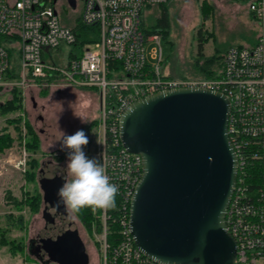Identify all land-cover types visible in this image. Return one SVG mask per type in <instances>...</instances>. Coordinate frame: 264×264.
Segmentation results:
<instances>
[{
    "label": "built area",
    "instance_id": "2783aa9c",
    "mask_svg": "<svg viewBox=\"0 0 264 264\" xmlns=\"http://www.w3.org/2000/svg\"><path fill=\"white\" fill-rule=\"evenodd\" d=\"M171 1L82 0L80 24L97 26L98 33L89 35L97 40L81 44L72 26L60 21L59 0H0V87L64 83L97 91L99 162L119 189L114 215L108 209L96 210L101 264H163L142 252L131 232V203L143 175V159L121 140L124 110L145 96L174 88L224 93L231 102L229 136L239 166L226 213L237 242L234 264H264V0L250 5L261 26L255 46L229 47L217 75L199 79L165 75L163 36L147 34L141 26L145 7ZM62 43L74 46L64 62L53 57ZM258 173L260 182L254 187L249 179Z\"/></svg>",
    "mask_w": 264,
    "mask_h": 264
},
{
    "label": "water",
    "instance_id": "95a60500",
    "mask_svg": "<svg viewBox=\"0 0 264 264\" xmlns=\"http://www.w3.org/2000/svg\"><path fill=\"white\" fill-rule=\"evenodd\" d=\"M230 111L220 91L180 87L136 100L121 115L123 145L143 159L131 232L138 248L160 263L234 264L237 242L226 213L239 166L229 136ZM41 171L40 241L56 262L74 264L67 249L72 218L62 204L56 206L66 177L51 163Z\"/></svg>",
    "mask_w": 264,
    "mask_h": 264
},
{
    "label": "rangeland",
    "instance_id": "374dc122",
    "mask_svg": "<svg viewBox=\"0 0 264 264\" xmlns=\"http://www.w3.org/2000/svg\"><path fill=\"white\" fill-rule=\"evenodd\" d=\"M202 1L173 0L166 5L170 23L167 37L162 38L166 59L162 64V71L169 77L201 78L202 75L193 66L198 57L200 29L210 36L204 44L205 57L212 56L216 52L224 54L231 46L251 47L257 43L261 26L250 8L253 0H207L212 5V11L207 16L202 13ZM75 2L77 7L74 9L65 0H59L57 11L61 23L69 26L80 24L82 0ZM162 9V6L145 7L142 12V28H152L160 17ZM73 48V45L62 43L61 52L53 51L54 59L66 61ZM47 56L46 58L49 59ZM12 88H3L1 99L11 97L9 93ZM42 88L44 87L35 85L22 88V108L7 116H0V134L5 132L4 128H7L14 139L11 147L0 152V237L25 246L22 252H13L10 244L0 243V264H56L42 263L34 252L29 251L31 241H36L40 229L45 225L42 215L44 202L39 212L32 213L26 206L18 210L12 202L6 200V195L9 192L14 197L22 199L25 193L33 191L36 186L43 194L40 185L41 169L43 165L49 163L59 165L66 180L69 179L66 169L68 150L62 148L59 140L63 133L74 134L99 116V96L93 88H79L59 83L45 87L48 88L46 94L42 93ZM17 116L23 117L20 128L8 122V118ZM27 120L40 138V147L36 152L27 150ZM98 131L99 124L92 129L90 146L84 149L89 158L97 160H99L100 147ZM32 158L38 161L35 169L30 166L29 161ZM32 169L36 171L35 180L27 178L28 170ZM93 212L96 217V210ZM9 213H23L25 228L18 229L12 226L7 228L6 215ZM70 216L77 224L86 248L87 264H101L94 224L91 234L76 214ZM95 222L96 220L93 221Z\"/></svg>",
    "mask_w": 264,
    "mask_h": 264
},
{
    "label": "trees",
    "instance_id": "16d2710c",
    "mask_svg": "<svg viewBox=\"0 0 264 264\" xmlns=\"http://www.w3.org/2000/svg\"><path fill=\"white\" fill-rule=\"evenodd\" d=\"M162 6V13L160 17L157 18L156 23L153 25L152 28H143V30L147 34L152 33H161L163 38L167 37L168 27H169V13L166 8V5H159ZM201 10L204 16H207L212 11V5L207 1L203 0L201 2ZM72 28L77 32L78 34V42L83 44L85 42H89L92 40H97V37H90L89 35L91 33H94L97 35L98 28L97 26H91V27H84L81 24H78L77 26H72ZM210 36L207 34H204L202 29L198 31V57L194 63L195 70L201 74V78H213L217 75V69L221 66V61L223 58V54H219L216 52L212 56L205 57L204 55V44L206 41H208ZM15 67L18 66L17 64L14 65ZM13 76H18V74H12ZM197 76V75H196ZM3 88L0 87V116H7L8 114L14 113L19 111L22 108V99H23V92L21 87H13L11 89V97L3 100L1 99V90ZM43 94L48 93V88H42L41 89ZM23 120L22 116H17L14 118H8V122L16 124L17 128H20V124ZM99 124L98 117L91 122L87 123L81 130H83L86 135L88 136L89 143L85 148H88L91 144V132L92 129ZM27 125V150L31 152H36L38 148L40 147V138L34 129V127L30 124V122L26 121ZM5 132L0 134V152H3L5 149L11 147L13 145L14 139L11 136V134L8 132L7 128H4ZM84 148V149H85ZM30 166L35 169L38 165V161L35 158H32L30 161ZM28 170L27 172V178L29 180H35L36 178V171L35 170ZM260 174L253 175L249 182L250 184H253V186H257L260 182ZM6 200L8 202H12L18 210H22L24 206L28 207L29 210L32 213H37L42 208V202H43V194L39 190L38 186L34 188L33 191H28L25 193V197L22 199H18L11 195V193H7ZM116 200V199H115ZM109 212H112L114 215L115 209L113 207L108 208ZM76 216L78 219L82 222L84 226L87 227V229L91 232L93 231V221L96 220L97 222V230H100V221L98 218L95 217L93 210L90 207H85L80 212L76 213ZM7 219V228L8 226H12L18 229H24L26 226L24 214H14L9 213L6 215ZM112 221L111 219L109 220ZM112 228L117 229L118 224L116 222L112 223ZM112 239V237H110ZM0 243L1 244H10L11 248L13 249V252H22L25 246L22 243L16 244L15 241H9L5 237H0ZM97 244L99 246V243L97 241ZM30 251V249H29Z\"/></svg>",
    "mask_w": 264,
    "mask_h": 264
},
{
    "label": "clouds",
    "instance_id": "9594fccd",
    "mask_svg": "<svg viewBox=\"0 0 264 264\" xmlns=\"http://www.w3.org/2000/svg\"><path fill=\"white\" fill-rule=\"evenodd\" d=\"M59 141L62 148L68 150L66 169L69 179L57 191L56 206L62 204L69 215L85 207L93 211L114 207L119 189L111 183L104 165L86 155L84 148L89 143L86 133L83 130L71 135L63 133Z\"/></svg>",
    "mask_w": 264,
    "mask_h": 264
},
{
    "label": "flooded vegetation",
    "instance_id": "af4514ba",
    "mask_svg": "<svg viewBox=\"0 0 264 264\" xmlns=\"http://www.w3.org/2000/svg\"><path fill=\"white\" fill-rule=\"evenodd\" d=\"M65 1L69 6L73 7L70 0H65ZM71 222L72 223L68 228L67 249L69 250L72 256L71 259L72 261H74V264H83L84 260H86L87 257L86 248L82 241V237L80 236V232L78 230L77 224L75 223V221H71ZM40 231L38 233L36 241H33L32 244L33 252L37 255V258L42 263L50 262V263L60 264L59 262H56L54 258L50 256L49 253L44 249L43 243L40 241V235H39Z\"/></svg>",
    "mask_w": 264,
    "mask_h": 264
}]
</instances>
